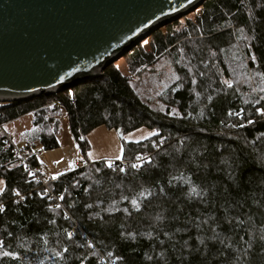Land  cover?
<instances>
[{
  "label": "trees",
  "instance_id": "trees-1",
  "mask_svg": "<svg viewBox=\"0 0 264 264\" xmlns=\"http://www.w3.org/2000/svg\"><path fill=\"white\" fill-rule=\"evenodd\" d=\"M150 43L125 59L131 73L175 59L179 79L158 108L117 65L0 105L4 124L31 114L45 150L65 114L86 161L45 185L0 137V264H264V0H207ZM100 126L119 133L122 159L87 160ZM141 128L154 133L125 140Z\"/></svg>",
  "mask_w": 264,
  "mask_h": 264
},
{
  "label": "water",
  "instance_id": "water-1",
  "mask_svg": "<svg viewBox=\"0 0 264 264\" xmlns=\"http://www.w3.org/2000/svg\"><path fill=\"white\" fill-rule=\"evenodd\" d=\"M207 0H0V102L85 84Z\"/></svg>",
  "mask_w": 264,
  "mask_h": 264
},
{
  "label": "rangeland",
  "instance_id": "rangeland-1",
  "mask_svg": "<svg viewBox=\"0 0 264 264\" xmlns=\"http://www.w3.org/2000/svg\"><path fill=\"white\" fill-rule=\"evenodd\" d=\"M166 27L161 28L159 31L165 33ZM151 37L152 36L148 37L140 44L147 52L151 51ZM127 56L121 58L113 65L119 66L123 72L131 76L134 89L145 102L154 108H158L160 106L161 95L179 79L175 59L165 55L159 58L153 65L146 67L142 72L131 73L129 62L125 59ZM2 104H4V102H0V105ZM56 118L55 122L58 121L59 127V133L57 134L59 146L51 150H45L40 140L33 138L34 133L29 132L32 128L33 121L31 114L6 124V129L12 136L14 143L19 147L30 143L33 152L39 154L38 157L41 163L39 169L50 180H56L75 170L79 165L82 166L86 162L82 157L79 146L71 135L67 116L61 114ZM53 126L54 123H50V127L53 128ZM147 132L148 130L145 129L137 131L135 137H141L137 140H142L147 137L143 136L147 134Z\"/></svg>",
  "mask_w": 264,
  "mask_h": 264
},
{
  "label": "crops",
  "instance_id": "crops-1",
  "mask_svg": "<svg viewBox=\"0 0 264 264\" xmlns=\"http://www.w3.org/2000/svg\"><path fill=\"white\" fill-rule=\"evenodd\" d=\"M144 129L145 128H141L132 133H128L125 136V140L128 142L141 141V140H137L141 137L136 138L135 135L137 131H142ZM145 130H148V129H145ZM152 135H153V132L148 130L147 134L143 136H147L144 138L146 139ZM87 139L90 144V150L87 153V160L89 161H92V162L102 161V160L115 161V160H120V159H117V157L118 156L122 157L123 155L122 142L120 140V136L115 130H109L105 126H100L96 128L94 131H92V133L88 135ZM0 189H3V191L5 189V181L1 179H0ZM1 193L2 192H0V194Z\"/></svg>",
  "mask_w": 264,
  "mask_h": 264
},
{
  "label": "built area",
  "instance_id": "built-area-1",
  "mask_svg": "<svg viewBox=\"0 0 264 264\" xmlns=\"http://www.w3.org/2000/svg\"><path fill=\"white\" fill-rule=\"evenodd\" d=\"M0 137L3 139L6 147L11 148L13 150L20 164H23L25 167H28L29 169H31L33 174L36 176V178L39 181L43 182L45 185H47V183L51 181L50 179H48V177L43 172H41L38 169L33 168L32 165L30 164L29 157L31 155L29 156L28 149L32 148L31 144L27 143V144H24L22 147H19L16 143H14L12 136L7 131L6 124L2 123L1 121H0ZM35 154L39 156V154L37 153ZM84 164H86V162ZM78 167H80V165Z\"/></svg>",
  "mask_w": 264,
  "mask_h": 264
},
{
  "label": "snow or ice",
  "instance_id": "snow-or-ice-1",
  "mask_svg": "<svg viewBox=\"0 0 264 264\" xmlns=\"http://www.w3.org/2000/svg\"><path fill=\"white\" fill-rule=\"evenodd\" d=\"M252 59L255 60V57L253 56ZM225 83H227V81H225ZM262 99H264V98H262ZM258 103H259V101H258ZM256 112H257L258 115L264 116V108H257ZM248 123H253V121L249 120ZM117 159H122V157L118 156ZM138 159H139V157H138ZM108 167H112V165L109 163ZM131 167L132 168H136V167H138V165L137 164H132ZM120 171L124 172L125 169L121 168ZM53 178H55V177H53ZM0 192H3V189H0ZM16 194L19 195V193H16ZM141 195H143V193H141ZM132 203L135 205L136 201L133 200ZM57 207H59V205H57ZM2 211H4V208L2 206H0V212H2ZM69 236H71L70 233H69ZM65 251H67V250H65ZM4 255L7 256V255H10V253L5 252Z\"/></svg>",
  "mask_w": 264,
  "mask_h": 264
}]
</instances>
